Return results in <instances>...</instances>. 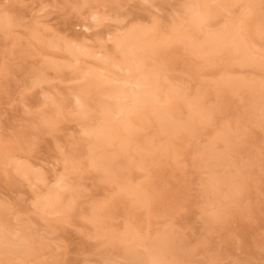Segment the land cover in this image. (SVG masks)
<instances>
[{
  "label": "rangeland",
  "instance_id": "rangeland-1",
  "mask_svg": "<svg viewBox=\"0 0 264 264\" xmlns=\"http://www.w3.org/2000/svg\"><path fill=\"white\" fill-rule=\"evenodd\" d=\"M193 2L199 0H0V19L10 21L7 28L0 29V151L4 154L0 159V210L4 216L0 219L16 234L15 241V236L8 235L14 241L7 245L10 250L0 246V264H145L149 243L159 235H166L173 247L162 264H264V92L250 97L244 90L219 94L214 88L216 79L225 74L242 79L244 84L264 83V69L239 65L238 53L221 51L210 60L191 54L183 48V42L170 45V30L179 23L188 25ZM222 2L227 7L223 4L220 9ZM208 3L217 8L215 11L220 9L207 22L208 31L225 26L240 28V20L245 17L250 18L254 31L257 17L264 16V0ZM252 3L261 8L257 17L247 13ZM130 26L153 27L151 34L161 42L157 50L167 52L158 58L142 59L141 69L152 72L158 66V75L163 72V88L176 86L173 89L190 101L201 97L199 104L212 114L169 144L170 138L158 133V121L152 115L143 116V126L130 142V150L117 155L113 162L117 173L123 174L108 177L89 167L92 140L81 132L82 124L72 106L48 124L39 120L41 113L53 109L43 104V92H57L63 98L84 80L72 82L74 71L68 69L48 70L46 84L39 87L32 82L34 73L45 67L43 61L55 58L56 62L63 60L59 63L70 62L73 58L64 51L68 46L84 47L85 52L99 53L102 58L109 56L131 69L123 74L109 66L115 78L137 76L132 56L115 52L107 38ZM249 29L252 31V27ZM245 30L239 29V33L247 35ZM194 31L200 42L203 31ZM249 37L247 46L253 58L263 62L264 35L252 33ZM78 55L82 63L78 66L102 63ZM117 86L123 91L121 84ZM104 101L113 107L124 103ZM97 102L96 98L90 102L84 124H94L100 115ZM179 105L173 116L183 120L186 106L183 101ZM224 131L228 139L219 140ZM145 143L152 148V158L148 166L139 168L136 149ZM164 145L168 148L163 151ZM208 146H213L221 162L199 159ZM107 150L109 154L117 151L115 146ZM14 162L31 166L32 174L19 175L12 170L16 168ZM37 172L44 175V181H34ZM124 173L130 188L145 187L146 194L149 192L146 205H133L131 190L122 186ZM64 174L68 188L62 195L65 203L72 201L71 210L42 216L33 206L35 195L54 189V176ZM210 180L216 181L211 183L217 188L206 192L205 183ZM237 180L242 183L239 192L233 190ZM232 190L236 196L228 194ZM101 205L107 213L102 210L100 217L94 218L95 223L91 222L90 215ZM219 211L221 217L213 219ZM126 231L133 232V236ZM124 237L127 241L123 242Z\"/></svg>",
  "mask_w": 264,
  "mask_h": 264
},
{
  "label": "bare ground",
  "instance_id": "bare-ground-1",
  "mask_svg": "<svg viewBox=\"0 0 264 264\" xmlns=\"http://www.w3.org/2000/svg\"><path fill=\"white\" fill-rule=\"evenodd\" d=\"M223 1H227V0H223ZM216 2L217 0H215V3ZM194 3L195 2H193L192 4L190 3L191 6L193 5V8L192 9L190 8L189 10L188 15L190 19L188 20L189 22L188 25L183 27L182 24L180 25L179 23V25L177 24L175 28L173 27V30L172 29L170 30L171 31L170 34L172 33V35H170L172 37V40H170L171 39L170 36H169L170 39L168 38L170 40L169 43L171 42L170 45L174 44L172 42H183V45H184L183 48L189 51L191 54H195V55L200 54L199 56H205L207 58L209 57V59H210V56L218 52L221 53V51L231 52L230 54L238 53L240 54L239 56L241 57L239 65H244V67L245 65H255V66L261 67V69L262 68L264 69V61L259 62L257 59L255 60L252 56L253 54L252 49L248 48L250 46H247L249 45L247 44V42H249L248 41L250 38L249 36H251L252 33L256 35H264V26L261 27L262 25H264V24L261 25V23H264V16L263 14H261L260 17H257V14L261 12L260 11L261 8H258L259 5H257L256 7V4L252 3V5L248 7V11H247V13L252 12L254 15L257 13L255 16L257 17L258 22L257 21L255 22L256 26H254L255 27L254 31H253V26H251L250 18L247 19L245 16H243L245 17V19L243 20L241 19L243 21L242 23L240 20V24H241L240 28L225 26L224 28L220 30L208 31L209 26L207 25V22L214 15L216 16L217 14L215 13H218V11H220V9L223 8L224 5L225 7H227L226 2L225 3L222 2L221 5L218 3L220 5V9L216 10L217 12L215 11V9L217 8L214 7L213 9L208 3V0H199V2H196L197 4L196 3L194 4ZM92 19L95 20L96 17H93ZM261 19L263 20L261 21ZM9 25H10V21L7 18L0 19V29L7 28ZM250 27H252V31L249 29ZM258 27H261V28H258ZM151 28L153 29V27ZM152 29L144 28V27L134 28L130 26L125 31L118 30V33L116 35H112V34L107 35L108 41L112 43V47L115 52L118 51L119 53L130 54L132 56V60L135 62V66L138 69V75L135 77L127 76V75L126 76L123 75L120 77L118 75L119 79L115 78L116 74L114 75L113 73L109 72V70L107 69L109 68V66L113 69H117L119 72L123 74L130 73L131 69L129 67H122L120 64L113 62L110 58H107L109 56L107 57L105 56L104 58H102L103 56L100 57L99 53H89L87 51L85 52L84 47L68 46L67 48L64 47L65 49L64 51H66L69 54V56L73 58V59H70L71 60L70 62L68 61L67 63H59L62 59L56 62L54 61L55 58L53 60L43 61L45 67L42 68L39 73L35 72L34 80L33 82L31 81L34 86L36 85V87L37 86L39 87L42 83L46 84L47 79H48L47 78L48 70L53 71V72H62L68 69L69 71H71V69L74 71V73L72 72L74 74V77L71 75V77L73 78L70 79L72 80V82L73 81L76 82L78 80L79 81L84 80V81H81V84L79 82V85L77 84L76 87L73 86V88H71V91H69L68 93L66 92L63 98H62L63 94L60 95L57 92L54 93L56 95H53V93L51 92H48V93L43 92V98H44L43 104L48 103V105L53 107V109L52 110L49 109L50 111L47 110L41 113L39 116V120L41 121L40 123L43 125L48 124L54 117L62 114V112L64 113V111L66 112L68 110L67 108L72 106L73 113L75 114L79 122L82 124L80 125V128L82 130L81 132L83 134H86L92 140L93 147L91 145L92 149H89L91 150L90 151L91 153L88 154L89 167L98 169V171L100 170L104 174L107 173L106 175L108 177L109 175L111 176L112 174H114L115 176L120 175L121 171H118L117 173V171L115 170L117 166L113 165V162H115V157H117V155L122 154V153L127 154L128 149L130 147L129 146L130 142L133 139H135L137 130L139 128L141 129L143 126L142 125L143 116L152 115L154 119L158 121V133H160L161 135H165L166 138H170L169 139L170 141H168V144H169L172 141V139L176 137L178 134L182 132L188 133L190 130L194 128V124H196L201 118L205 119L206 116L209 117L208 115L211 116L212 114L211 111L209 110L205 111L204 108L200 105L201 97L199 98L200 100L195 98L194 100L190 101L189 97L186 100L183 98L184 96L181 95L182 93L179 94L180 92L178 93V91L173 89L176 86L174 87L171 86L172 88L170 89H169L170 86H168L167 89L163 88L162 82H161L163 72L161 74L159 73L161 76L158 75L157 73L158 66L156 67V69L154 68L155 70L154 71L152 70V72H149V71L147 72L146 70L143 71L141 69V67L143 66V64L141 63L142 59L144 58L147 59L149 57L151 59H154L153 56L158 58L159 55L163 56V53L164 55H167L166 54L167 52L165 51V49L163 51L157 50L160 47L161 42L159 41L160 44L157 45V43L159 42L155 40L154 38L155 35L151 34ZM199 29L202 30L204 33L203 34L204 36L203 35H202L203 37L201 36L202 40L200 42L198 41V39L196 40V38L198 37L197 36L194 37L195 35L193 34L194 30L198 31ZM239 29H243V30L246 29L245 31H248V34L245 35L246 33L244 31L242 32L243 34L242 33L240 34ZM163 43H164V40H163ZM140 49L141 51H143L142 53L144 54L139 55L138 50ZM78 54H81L93 60H98L99 62L104 63V65H107V67H104V65L101 66L102 63H98L97 66L95 67L89 66V65L85 66V64L84 66H78V64L81 62L79 60L80 55ZM43 56L46 57L47 55L43 54ZM61 57L62 56H60V58ZM212 58L210 60H212ZM61 62H63V60ZM159 69L161 68L159 67ZM161 70H159V72H161ZM117 84H121L123 86L124 88L123 91H120ZM51 88L53 87H50V89ZM214 88L216 90V93L218 92L219 94L221 93L223 94L225 92L235 93L239 90H244L247 94L250 95V97H252L257 94L261 95L260 93L264 92V83L262 82L260 83L252 82L251 83L250 82L249 84H244V81H242V79L234 80V78L232 79L231 77L225 74L223 77H220L218 80L216 79L214 83ZM179 89L180 88H178V90ZM94 98L97 99L98 101L97 103L99 104L101 108L100 115L95 118L94 124H88V123L84 124L83 120L86 119L87 114L89 113V110L91 108L90 102ZM101 98H103L104 100L116 99L119 101H124V103H121L120 105L116 107H113V106H109L106 101L100 100ZM181 101H183L185 104L183 106H186V111H185L186 117L183 120L176 117L177 115L175 116L176 118L173 116L175 115L174 113L175 109L180 106L179 104ZM49 112L50 113L53 112V116H50ZM228 128L230 130V127ZM226 133L227 132L224 131V134L222 133V135L218 137V138H221L219 140L223 139L224 141H226L228 139V135ZM182 136L184 137V135ZM112 146H115L117 151L114 154L113 153L109 154L107 148L112 147ZM212 147L213 146H208L206 149H204L199 159L202 158L201 160L205 161L206 163L207 161H214L216 163L221 162L222 158H220V156H217V154L214 152ZM167 148H168V145L166 146L164 145V147H162L163 151L166 150ZM136 152L138 156L136 165L140 166L139 168L145 167V165H147L149 161V158H152L151 155L153 151H152L151 146H149L148 143L142 144L141 146H139V148L136 149ZM2 153H3V150L0 151V159L4 156V154ZM22 164L21 163L19 164V162L18 163L16 162L15 163L16 168H12V170L14 169L15 171L17 170L19 175H20L19 172H22L21 175L24 174L23 176H25L27 172L29 174H32L31 166L29 167V165H26L25 163H22ZM114 166H115V169H114ZM29 170L31 172H29ZM37 173L33 175H36ZM44 179H45L44 175L41 173H38L34 181H44ZM121 179L123 180L122 182H125L122 186L125 189L126 188L128 189L130 182L128 183L129 178L127 177L125 178V173H124V176H121ZM211 181H214V180H210V182L208 181L205 183L206 189L205 188L204 189L206 190V192L210 191L211 189L215 190V188H217L214 186L216 181H214V184L211 183ZM238 181L239 180L235 182L237 184L234 183L235 185L233 187V190L237 188V190H235L237 192H239L238 189H240L241 184H242L241 182H238ZM54 184H55L56 189L55 188L52 190L49 189L50 191L48 190L44 192V194L42 195L41 193L40 194L35 193L36 194L34 198L35 202L33 206L35 210H37L42 216H44V214L50 215V214H56V213H62V212L67 213L68 211L71 210L72 201L65 203L66 201L63 199V195H62L63 191H65V189L68 188V184L66 183V175L64 174L60 176H54ZM134 189L135 188H133L132 186L131 188L129 187V191L131 190L132 192V193L129 192V194H132V196L134 197L133 205H137V206L146 205L148 201L147 194H149V192L146 194L147 190L144 191L145 187L144 188L141 187L140 189V186H139L140 190H136V189L134 190ZM230 189H232L231 186H230ZM233 190L231 191V193H228V194L229 195L231 194L232 196V194L234 193V196H236L237 193ZM101 207H105V206L101 205L100 207L94 209L95 211L92 210L94 212H92V215H90L91 222L93 221V223H95L96 219L94 218L100 217L99 212H101L102 214V210H103ZM103 211L105 212V214L107 213L105 210ZM2 213L3 211L1 212L0 210V218H3L4 216V214ZM213 215H214L213 219H219L221 217V212L220 211L216 212ZM1 221H0V246L5 247L6 249L4 248V250L8 251L10 249L9 248L7 249V245L13 244V242L16 239V236H15L16 234L11 229H10L11 231L8 230L9 229L8 226H7L8 227L7 229L6 225L4 224L3 219ZM164 233L165 232H163L162 234ZM165 234H167V232ZM8 235L15 236V238H13L14 241H12L10 237L8 238ZM124 235H126V233H124ZM127 235L133 236V232H127ZM159 236L158 238L154 239L152 242L149 243V247L145 255V257L148 260H144L145 264H162V260L165 258V256H167L166 254H168L171 248L173 249V247L170 246L171 245L170 239L165 238L166 235L165 236L161 235L160 237ZM125 237L122 240L123 242L126 239ZM22 238L18 240H21Z\"/></svg>",
  "mask_w": 264,
  "mask_h": 264
}]
</instances>
